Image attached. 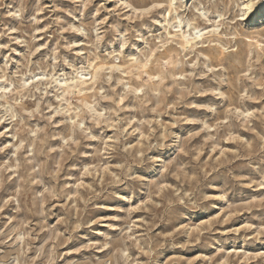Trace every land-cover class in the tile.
<instances>
[{"label": "rangeland", "instance_id": "1", "mask_svg": "<svg viewBox=\"0 0 264 264\" xmlns=\"http://www.w3.org/2000/svg\"><path fill=\"white\" fill-rule=\"evenodd\" d=\"M199 1L0 0V264H264V0Z\"/></svg>", "mask_w": 264, "mask_h": 264}, {"label": "bare ground", "instance_id": "2", "mask_svg": "<svg viewBox=\"0 0 264 264\" xmlns=\"http://www.w3.org/2000/svg\"><path fill=\"white\" fill-rule=\"evenodd\" d=\"M171 1V0H170ZM199 0H196V2H195V5H197V4H199ZM250 2V1H249ZM159 4V3H158ZM161 5V4H160ZM172 3H168V9L169 10H171L173 13H174V15H175V13L178 15V13H177V10H176V8H172ZM242 5V4H241ZM179 7L180 8H184V5L182 6V4L181 5H179ZM178 7V8H179ZM250 9H251V6L249 5V4H246V5H244L243 6V12H242V14H243V16L245 17L249 12H250ZM169 10H168V17L170 16V12H169ZM202 13V12H201ZM257 17L255 18V20H257L258 18H262V17H264V7L260 10V11H258L257 13ZM203 15H204V12H203ZM242 16V15H241ZM177 17V16H176ZM220 17V16H219ZM177 19V18H176ZM195 19V18H194ZM199 20V19H198ZM169 21V20H168ZM168 21H167V23H168ZM180 20H178V22H179ZM196 21V20H195ZM177 22V23H178ZM197 22V21H196ZM170 23V22H169ZM174 23V22H173ZM176 23V22H175ZM177 25V24H176ZM175 25V27L178 29V27ZM168 26H169V24H168ZM183 26V25H182ZM195 26V25H194ZM163 27H166L165 25L163 26ZM175 27H173L174 29H176ZM187 28H188V26H186ZM168 28V27H167ZM181 28V27H180ZM167 30V29H166ZM190 30V29H189ZM188 30V31H189ZM192 30H194L195 32V34H194V37H191V34H185L186 32H181L182 30L180 29V30H176V31H174V33H177V32H180V35L178 34H175V35H172L170 32H168V30H167V37H168V39H171L172 40V42L173 41H176L175 40V38L176 37H180V38H178L179 39V41H178V46H179V49H181V51L182 52H184L185 53V55H189V54H192L194 51L196 52L197 51V46H198V44L199 43H202V41H204L203 39H202V36H203V34H200V32L201 31H197V29L196 28H193ZM170 31V30H169ZM248 41H250V40H248ZM171 43V42H170ZM203 44V43H202ZM201 44V45H202ZM163 46V45H162ZM207 51V50H206ZM176 52V51H175ZM199 52V51H198ZM202 52V51H201ZM200 52V54H203V53H201ZM208 53H209V51H207ZM211 53H212V51H211ZM210 53V54H211ZM168 55V54H167ZM212 55V54H211ZM172 56V55H171ZM176 56V55H175ZM208 56H210V55H208ZM214 56V55H213ZM213 56H212V59H213ZM215 58V57H214ZM211 59V57H209V61L210 60H212ZM216 59V58H215ZM218 60V59H217ZM143 67V66H142ZM112 68V67H111ZM115 68V67H114ZM120 69V68H119ZM114 70V69H113ZM116 70V69H115ZM118 70V69H117ZM83 81V80H82ZM77 83V82H76ZM80 83V82H79ZM61 85V84H60ZM76 85V84H75ZM78 85V84H77ZM76 85V86H77ZM64 86H65V84H64ZM79 86H81V83L79 84ZM66 87V86H65ZM65 87H64V89H65ZM63 88V87H62ZM68 89H69V87H68ZM67 90V89H66Z\"/></svg>", "mask_w": 264, "mask_h": 264}]
</instances>
